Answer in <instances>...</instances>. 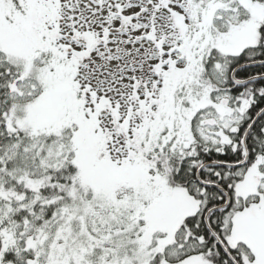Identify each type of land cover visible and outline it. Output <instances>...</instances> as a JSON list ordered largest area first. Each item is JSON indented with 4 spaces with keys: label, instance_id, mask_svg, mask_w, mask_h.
Instances as JSON below:
<instances>
[{
    "label": "snow or ice",
    "instance_id": "1",
    "mask_svg": "<svg viewBox=\"0 0 264 264\" xmlns=\"http://www.w3.org/2000/svg\"><path fill=\"white\" fill-rule=\"evenodd\" d=\"M0 264H264V0H0Z\"/></svg>",
    "mask_w": 264,
    "mask_h": 264
}]
</instances>
